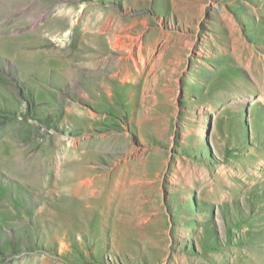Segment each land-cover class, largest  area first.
I'll return each mask as SVG.
<instances>
[{
    "label": "rangeland",
    "instance_id": "1",
    "mask_svg": "<svg viewBox=\"0 0 264 264\" xmlns=\"http://www.w3.org/2000/svg\"><path fill=\"white\" fill-rule=\"evenodd\" d=\"M0 264H264V0H0Z\"/></svg>",
    "mask_w": 264,
    "mask_h": 264
},
{
    "label": "bare ground",
    "instance_id": "2",
    "mask_svg": "<svg viewBox=\"0 0 264 264\" xmlns=\"http://www.w3.org/2000/svg\"><path fill=\"white\" fill-rule=\"evenodd\" d=\"M43 14V13H42ZM45 15V14H44ZM38 17V16H37ZM36 17V18H37ZM40 18V17H39ZM34 25H36V24H34ZM37 26V25H36ZM78 178V176H74V175H71V174H68V175H66V177L64 178L66 181H71V182H73V181H75L76 179ZM60 179V178H59ZM83 183H86V182H83ZM86 193H87V195H85V198L83 199V200H80V199H78L77 197H70V196H68V197H70V198H74V199H77L78 201H83V202H88V203H90V202H93L95 199H96V197H97V195H96V193L94 192V190H92V188H88V189H86ZM63 195H61V197H62ZM97 201V200H96ZM96 203V202H95Z\"/></svg>",
    "mask_w": 264,
    "mask_h": 264
}]
</instances>
